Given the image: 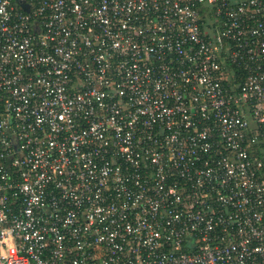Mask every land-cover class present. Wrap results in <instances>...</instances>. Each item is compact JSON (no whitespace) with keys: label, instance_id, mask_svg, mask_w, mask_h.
Listing matches in <instances>:
<instances>
[{"label":"built area","instance_id":"1","mask_svg":"<svg viewBox=\"0 0 264 264\" xmlns=\"http://www.w3.org/2000/svg\"><path fill=\"white\" fill-rule=\"evenodd\" d=\"M0 264H264V0H0Z\"/></svg>","mask_w":264,"mask_h":264}]
</instances>
